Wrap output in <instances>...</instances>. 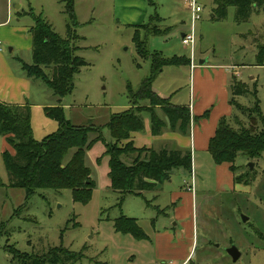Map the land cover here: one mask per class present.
I'll use <instances>...</instances> for the list:
<instances>
[{
	"label": "rangeland",
	"instance_id": "obj_1",
	"mask_svg": "<svg viewBox=\"0 0 264 264\" xmlns=\"http://www.w3.org/2000/svg\"><path fill=\"white\" fill-rule=\"evenodd\" d=\"M154 2L149 6L147 0H74L78 25L72 45L77 47L76 56L86 64L74 75L72 91L61 98L41 80L30 79L34 96L29 100L34 101L30 107V130L35 140L58 129V123L42 105L61 104L67 120L78 126L99 127L104 142L111 141L106 127L110 117L129 107L131 91H136L150 75V59L137 49L133 35L135 25L147 23L151 15L158 13L164 19L159 23L164 31L157 35L140 31L147 52H161L165 58H189V48L180 41V31L189 32L191 25L186 4L183 0ZM197 2L202 11L195 22L196 66H202L200 59L208 58L210 64L228 67L229 103L232 100L237 107L235 110L230 105V115L236 114L238 121H231L232 127L255 125L257 130L263 129L264 65L257 62V57L259 47L264 46V11L252 9L245 20L238 21L234 6H228L225 18H214L212 0ZM63 8L59 0H0V19L8 15L10 26L23 31L20 37H29V29L35 24L31 15H35L49 21L53 30L65 37L67 20ZM0 42V53L13 73L23 75L16 58L32 64L31 50L13 46L11 51L8 41ZM42 70L46 75L54 72L51 67ZM192 72L189 63L163 66L153 78L152 87L179 105L188 100V91L197 87ZM234 80L248 91L236 95L239 88L232 87ZM207 85L201 81L205 94L195 106L198 104L199 109L209 105L200 116L208 111L202 119H207L209 125L205 129L211 131L217 128L220 118L230 115L226 114L224 103L219 102L221 96H217V106L211 107ZM33 91L39 94L36 96ZM255 98L262 123L253 114ZM137 101L139 108L148 105L147 101ZM143 116L149 119L148 113L143 112ZM3 138L0 136V264H16L10 253L15 249L37 255L53 248L77 253L79 260L75 264H264V240L252 230L256 226L264 233V154L252 161L250 170L257 175L254 181L248 186L231 185L228 166L215 165L210 153L196 145L190 149L191 173L173 169L168 180L134 195L110 188L108 157L103 156L104 142L98 141L84 154L94 182L87 201L73 200L68 188L39 189L25 199L22 188L8 186L9 175L1 155L5 150L11 154L14 150ZM146 156L142 153L141 159ZM122 161L131 164V157L124 156ZM242 215L247 217L245 222ZM120 216L136 219L143 238L118 232L115 220ZM231 244L241 252L235 262L226 252Z\"/></svg>",
	"mask_w": 264,
	"mask_h": 264
},
{
	"label": "trees",
	"instance_id": "obj_2",
	"mask_svg": "<svg viewBox=\"0 0 264 264\" xmlns=\"http://www.w3.org/2000/svg\"><path fill=\"white\" fill-rule=\"evenodd\" d=\"M59 1L64 5L66 36L57 34L48 21L30 14L35 23L30 28L33 63H24L21 68L26 77L41 80L55 96L61 98L72 91L74 75L86 62L76 56L77 47L72 45L77 38L75 27L78 25L74 0ZM147 3L149 6L155 5L154 0H147ZM212 3L214 18H225L228 6H234L238 21L245 20L252 9L264 11V0H212ZM162 20L164 19L156 13L150 16L147 23L135 25L133 41L137 49L150 59V75L141 82L136 91H131L129 107L110 117L106 127L111 141L104 142L99 127L78 126L67 120L61 104L44 107L45 113L58 123L57 131L42 140H35L30 130V106L0 101V136L14 150L12 154L5 150L1 155L9 175V187L22 188L25 199H29L39 189L68 188L72 191L73 200L87 201L94 182L90 169L84 163V154L98 141L104 142L103 156L108 157L107 176L110 188L118 193L140 195L142 191L152 190L168 180L173 169L182 168L191 173L190 150L162 147L156 151L152 147H134L131 141L124 142L130 139L131 133L144 130L143 112L150 117L152 135H160L165 127L172 131L177 130L183 135L189 133V109L172 104L169 98H161L152 90L153 78L161 72L163 66L189 63V58L176 55L165 58L161 52H147L145 49L140 31L160 34L164 31L159 26ZM257 62L264 65V46L259 47ZM50 67L54 72L46 75L42 68ZM232 87L239 88L235 91L236 95L248 91L237 80L233 81ZM137 100L147 101L148 105L139 108L141 106H138ZM230 104L237 110L232 100ZM157 109L161 110L168 122L157 115ZM207 114L208 111H205L201 116H194L193 120L202 119ZM253 114L258 115L261 123L263 122L257 99ZM235 116L236 114H232L220 118L215 133L208 142V152L215 164L228 165L234 184L243 183L248 186L257 175L255 170H250L243 162H252L264 154V128L257 130L255 125H251L234 129L231 121L238 123ZM71 150L73 152L68 159ZM142 153H147L143 159ZM128 155L131 157V164L122 161V157ZM237 160L239 164L236 163ZM115 228L118 232L131 233L137 238L144 236L134 218L120 216L115 220ZM10 253L16 264H75L79 260L77 253L61 248H53L47 253L37 255L16 249Z\"/></svg>",
	"mask_w": 264,
	"mask_h": 264
},
{
	"label": "crops",
	"instance_id": "obj_3",
	"mask_svg": "<svg viewBox=\"0 0 264 264\" xmlns=\"http://www.w3.org/2000/svg\"><path fill=\"white\" fill-rule=\"evenodd\" d=\"M19 7L20 5H16L17 9ZM180 32H182L180 34V37H181L184 31L182 30ZM20 33H23V31L19 27L10 26L8 15L5 19H0V40L8 41V43L12 45L10 49L11 51H13L15 47V48H24L25 50L27 49L31 50V53H32L31 34L29 37H27L26 35L23 37H20ZM16 59H19L17 61L20 63V68H21V65L24 63L29 65V63L22 61L20 58H16ZM205 59L206 61L204 65L196 66L193 69L190 68V64H189L190 72L193 71L192 73H194V76H193L194 82L197 81V87H195L194 85L188 91L187 101H184L182 103H177L179 104L178 106H185L189 109L190 116H191V121L189 124V133H187L186 135H183L177 130L172 131L171 129H169V127H165L162 130V133L160 135H152L150 125H149L150 117L149 119L148 118L146 119V116H145L144 117V130L142 132L131 133L130 139L126 140L125 142L131 141L134 147H152L153 149L155 148L159 149L162 146V147H167L170 149L176 148V149L190 150L192 147L196 148V145H197L199 148L206 149L208 151V142L210 138L214 135L216 128L213 127L211 131L206 130L205 127L209 125V124H206L207 119H199L196 121L193 120L194 116H200V114L202 113L201 110H203L207 106L209 107V105L204 104L201 108L198 109L197 108L198 104L195 106V102L197 101V99L199 98L200 100L205 94L201 86V81L208 82L207 89L209 91L208 93L211 95L209 101L211 102L210 105L211 107H213V109L217 106V103H216L217 96L222 97L219 100V102L221 103L222 101L224 105L226 106V110H227L226 114L230 115L232 109L230 107L231 104L229 103V98H228L229 89H230L229 88L230 87V74L228 76V73L226 70L228 69V67H224V66H220L216 64H210L209 59L208 58H205ZM200 60H203V59H200ZM203 69H208V70L204 71ZM30 79L31 78L26 77L24 72H23V75L21 74V76H16L13 73L9 64L6 62L4 56L0 53V101L1 102L10 103V104H18L21 106L28 104L30 107L31 105H34L33 104L34 101H29L30 98H32L33 96L31 92V90L33 89L30 90V86L32 85V83L30 82ZM152 90L161 98L171 99L170 96L169 97L164 96L163 93L156 91L153 87H152ZM33 92L36 94V96L39 94V92L37 91H33ZM41 93H43V91ZM191 98H192V102H191ZM49 99L52 100L51 96L49 97ZM55 105L57 104H47V105L44 104L42 106L44 108L46 106H55ZM157 112H158L157 115L159 117H161L163 120L168 122L167 119L164 118L165 116L162 114V112L159 111V109H157ZM221 165L223 164H220L219 166ZM226 166L228 165L226 164ZM231 183H232L231 185H234L233 175H231ZM258 200H260V198ZM177 202H178V199L175 200L172 204H174L175 206ZM252 230L254 234H257L259 238L264 240V233L258 227L253 226ZM187 258H185L184 262L187 260Z\"/></svg>",
	"mask_w": 264,
	"mask_h": 264
},
{
	"label": "built area",
	"instance_id": "obj_4",
	"mask_svg": "<svg viewBox=\"0 0 264 264\" xmlns=\"http://www.w3.org/2000/svg\"><path fill=\"white\" fill-rule=\"evenodd\" d=\"M186 4L188 10L191 15V25L189 28V32L183 33L180 37L181 44L185 47L189 48V64L190 68L193 69L196 67V63L194 61V45H195V22L200 18L199 13L202 11V6L197 2V0H183ZM2 50L1 42H0V51Z\"/></svg>",
	"mask_w": 264,
	"mask_h": 264
},
{
	"label": "water",
	"instance_id": "obj_5",
	"mask_svg": "<svg viewBox=\"0 0 264 264\" xmlns=\"http://www.w3.org/2000/svg\"><path fill=\"white\" fill-rule=\"evenodd\" d=\"M15 8H16V5H15ZM205 61H206V59L200 60L199 65H204ZM248 166L251 169L252 168V162H250L248 164ZM246 220H247V217L242 215V221L245 222ZM226 252L231 257L233 262H235L241 255V252L239 251V249L234 244H231L228 248H226Z\"/></svg>",
	"mask_w": 264,
	"mask_h": 264
}]
</instances>
